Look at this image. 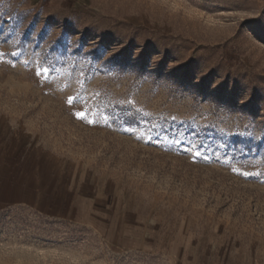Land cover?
<instances>
[{
  "label": "rangeland",
  "instance_id": "rangeland-1",
  "mask_svg": "<svg viewBox=\"0 0 264 264\" xmlns=\"http://www.w3.org/2000/svg\"><path fill=\"white\" fill-rule=\"evenodd\" d=\"M0 264H264V0H0Z\"/></svg>",
  "mask_w": 264,
  "mask_h": 264
},
{
  "label": "snow or ice",
  "instance_id": "snow-or-ice-1",
  "mask_svg": "<svg viewBox=\"0 0 264 264\" xmlns=\"http://www.w3.org/2000/svg\"><path fill=\"white\" fill-rule=\"evenodd\" d=\"M45 71H47L46 69H45ZM38 75L40 74V73H37ZM77 115L78 116H82L83 114L82 113H77Z\"/></svg>",
  "mask_w": 264,
  "mask_h": 264
}]
</instances>
